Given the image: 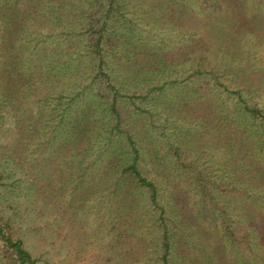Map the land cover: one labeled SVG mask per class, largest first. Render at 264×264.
Instances as JSON below:
<instances>
[{"label": "rangeland", "instance_id": "rangeland-1", "mask_svg": "<svg viewBox=\"0 0 264 264\" xmlns=\"http://www.w3.org/2000/svg\"><path fill=\"white\" fill-rule=\"evenodd\" d=\"M56 1L58 6L65 2ZM122 1L129 17L125 21L126 33L134 38L129 47L132 54L139 52L140 58L147 59L153 56V49L169 61L186 54L181 64H171L162 74L147 73L137 78L119 70L126 67L119 56L115 60L118 63L116 84H124L126 92L139 95L133 99L134 103L125 98L121 111L122 127L143 146L141 169L159 186L162 202H166L168 208L175 206L177 212L185 213L178 218L175 213L172 215L175 224L171 226H175L177 234L175 257H180L182 264H264V242L252 241V248L244 243L234 248L222 237L221 218L205 223L200 219V194L192 173L183 165V162H193L205 167L210 177L229 188L227 192L216 190V193L220 203L233 214L237 232L257 234L264 218V130L259 120L244 112L236 96L225 91L221 83L241 90L250 105L264 112V18L214 19L195 18V15L175 18L172 11L157 6L158 0ZM177 2L179 10L187 8V15L193 9L194 0ZM69 3L70 11L64 12L62 17L76 18L74 13L78 15L81 9L91 7L86 0ZM213 20L221 22L219 27L210 26ZM69 27L45 28L48 45L55 49L60 43L69 49L74 37L83 40L81 27L73 30ZM84 48V41L77 46L80 52L85 51ZM198 69L213 70L218 78L199 74ZM172 79L179 82L167 84L162 91H155L146 99L141 97L151 86ZM194 88L200 92L193 91ZM55 99L51 102L57 104ZM0 113L4 116L6 111L0 110ZM18 129L13 117L0 120V153L6 150L5 142L14 140ZM53 132L52 128L48 129L47 139L56 135ZM38 141L37 137L25 143L29 144L31 153L36 152L44 159L49 155L55 157L54 168L64 166L66 147L50 151L52 145ZM170 144L182 146L187 157L180 161L169 154ZM36 154L34 156H38ZM32 172L24 180L37 187L40 182ZM24 180L18 179L17 187L0 188V202L4 204L5 213L14 218L27 248L34 256H39L37 264H114L103 249L115 236L110 231V219H103V214L95 213L88 204L84 208L81 204L82 207L75 206L69 214L65 211L66 196L60 199L63 207L59 213L49 204L43 209L46 216L39 219L33 196L29 197L31 203L24 196ZM145 200L144 207L137 213L142 219L140 232L146 236L149 252L139 263L155 264L156 256L158 258L155 252L159 249L156 211ZM97 227L100 228L98 235ZM218 247L225 248L222 259L218 254L221 251H215Z\"/></svg>", "mask_w": 264, "mask_h": 264}, {"label": "trees", "instance_id": "trees-1", "mask_svg": "<svg viewBox=\"0 0 264 264\" xmlns=\"http://www.w3.org/2000/svg\"><path fill=\"white\" fill-rule=\"evenodd\" d=\"M69 1L74 4L77 0H65L60 6L56 0H0V110L6 111L4 116L0 113V120L13 117L19 128L14 140L5 142L6 150L0 153V188L17 187V180H24L33 171L40 183L34 187V183L24 180V196L29 203L32 201L29 197L33 196L39 219L46 216L43 209L49 204L59 213L63 207L61 197L68 199L65 211L69 214L75 206L90 205L95 213L103 214V219H110V231L115 236L103 249L114 264H140L142 258L148 257L149 247H146V236L140 232L142 219L137 213L144 207L145 198L156 211L159 249L155 252L158 253L155 264H182L180 257H175L177 234L171 223L175 224L173 213L177 218L184 217L185 213L177 212L175 206L168 208L161 200L159 186L141 169L143 146L122 127L121 111L125 98L134 103L133 99L139 95L126 92L124 84H116L118 63L115 60L119 56L126 62L125 69L119 70L137 78L147 73L162 74L171 64H181L186 54L170 61L153 49V56L147 59L140 58L139 52L132 54L129 47L134 38L126 33L125 21L129 17L122 0H86L91 7L81 9L78 15L74 13L73 19L62 17L70 11ZM178 4L177 0L157 1V6L172 11L175 18L194 15L214 19L264 18V0H194L188 15L187 8L179 10ZM220 24L213 20L210 26ZM58 25L70 26L71 30L81 27L83 40L74 37L69 49L60 43L55 49L50 47L44 29ZM83 41L85 51L80 52L77 46ZM212 71L198 69L196 72L214 75L217 79ZM178 82L172 79L155 84L141 97L146 99L167 84ZM221 84L225 91L236 96L244 112L259 120L264 130L263 110L250 105L241 90ZM193 91L200 92L198 88ZM53 98L58 100L57 104L51 102ZM49 128L56 132L51 139H47ZM37 137L38 142L52 145L50 151L67 148L64 166L54 168L55 157L49 155L44 159L30 152L29 144L25 143ZM169 147L170 153H167L180 161L187 157L182 146L170 144ZM183 165L192 173L200 194L199 216L204 223L221 218L222 237L234 248L243 243L252 248V241L264 242V218L256 235L250 232L240 235L233 224V214L220 203L216 193V190L227 192L229 188L210 177L205 167L193 162H183ZM4 209L0 202V264H37L39 256L27 248L14 218ZM95 230L98 235L100 228ZM224 249L215 248L221 251L218 253L221 259Z\"/></svg>", "mask_w": 264, "mask_h": 264}]
</instances>
